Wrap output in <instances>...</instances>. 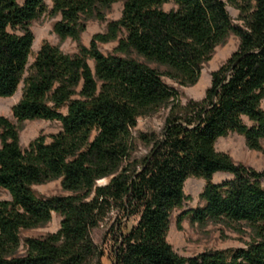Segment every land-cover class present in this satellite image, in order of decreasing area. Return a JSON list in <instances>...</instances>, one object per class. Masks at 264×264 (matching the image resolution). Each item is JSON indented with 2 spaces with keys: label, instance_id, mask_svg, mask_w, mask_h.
I'll use <instances>...</instances> for the list:
<instances>
[{
  "label": "trees",
  "instance_id": "trees-1",
  "mask_svg": "<svg viewBox=\"0 0 264 264\" xmlns=\"http://www.w3.org/2000/svg\"><path fill=\"white\" fill-rule=\"evenodd\" d=\"M117 2L121 16L82 45L88 22L106 21ZM227 5L239 11L238 23ZM43 13L56 18L61 39L77 42L76 53L43 42L30 62L31 23ZM230 34L238 47L212 71L204 96L182 102L166 79L195 85ZM110 41L114 51L101 52L99 43ZM20 84L15 122L0 115V189L9 196L0 199V264H101L105 250L91 233L112 213L111 264H264V170L215 149L230 133L262 149L264 0H53L51 8L46 0H0V97ZM165 108L159 133L134 135L138 117ZM33 119L61 128L23 147L21 125ZM139 139L148 152L135 158ZM217 172L231 177L215 182ZM188 177L206 184L201 203L178 219L242 225L245 246L185 257L174 251L167 232L172 211L187 198ZM59 179L68 194L42 198L34 191ZM52 213L61 216L56 232L22 236Z\"/></svg>",
  "mask_w": 264,
  "mask_h": 264
},
{
  "label": "rangeland",
  "instance_id": "rangeland-1",
  "mask_svg": "<svg viewBox=\"0 0 264 264\" xmlns=\"http://www.w3.org/2000/svg\"><path fill=\"white\" fill-rule=\"evenodd\" d=\"M53 0H46L48 8H51ZM171 4H165V9H170ZM122 3L117 2L113 5L111 11L107 15L106 21L98 22L91 20L88 22L86 31L83 33L80 39L82 45H88L91 38L96 33L105 31V27L108 21L116 20L121 16ZM227 9L235 23H238L239 11L233 8L231 5H227ZM56 18H52L47 13L41 14L38 19L31 23V30L34 33V40L32 43V54L30 56V62L32 61L35 53L40 49V45L43 42H48L53 46H58L64 53L73 54L78 51L77 42L70 38L61 39L53 30V24ZM239 44V40L235 35L230 34L225 39V43L215 47L211 54L209 61L205 62L202 68V73L198 81L193 86H177L173 84L169 79H166L168 83L178 88L180 93V100L185 102L188 99L198 100L201 99L211 82L212 71L219 68L230 57V54L234 52ZM117 46L116 41L101 42L99 48L101 52L108 54L114 51ZM92 64V62H91ZM22 84L18 87L17 91L10 97H0V115L15 120L12 117L11 107L18 102L21 93ZM262 108L264 109V99L262 100ZM168 113V109H161L150 116L138 117L137 125L134 130V135H138V132H144L150 134L151 132L159 133L164 125L165 116ZM61 128L59 121L50 120H26L22 123L19 131V140L23 147L40 134H54ZM215 149L217 151L229 154L233 161L240 164H245L254 168L257 171L264 170V142L262 143V149L259 151L252 150L247 147L245 138L237 133H230L228 136L219 138L215 143ZM133 156L141 157L148 152L147 146L141 139L136 140L133 149ZM231 177L230 174L217 172L213 175L212 180L215 182H221ZM108 179L100 180L97 184L103 185ZM206 184V180L202 177H188L184 183V193L187 196L183 202L182 209L173 210L169 223V230L167 232V242L171 243L175 252L179 255L194 256L205 250L216 249H231L235 247L245 246L246 240H248L247 232L244 231L242 225L227 224V223H207L198 224L192 222L189 218L178 219L184 210L194 208L198 206L200 201L199 193L202 191ZM264 185V178H263ZM36 194L42 198L57 196L60 194H68V192L61 185V180H53L44 182L43 184L33 185ZM9 196L6 191L0 189V199H7ZM51 220L45 224V226L30 228V230L22 231L23 237L30 236H45V234L56 232L59 228L61 216L52 213ZM115 219V214L107 216L106 219L100 222V224L92 229L91 237L94 243L101 249L105 250V255L100 259L101 264H111L109 260V244L111 225ZM132 220L129 222L131 224ZM90 264H100L96 260H92Z\"/></svg>",
  "mask_w": 264,
  "mask_h": 264
}]
</instances>
